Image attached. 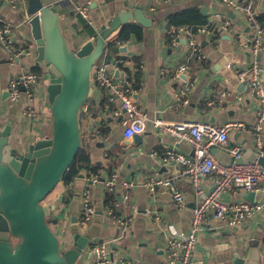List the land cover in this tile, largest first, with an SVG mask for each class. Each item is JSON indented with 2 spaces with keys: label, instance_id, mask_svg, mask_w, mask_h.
<instances>
[{
  "label": "crops",
  "instance_id": "obj_1",
  "mask_svg": "<svg viewBox=\"0 0 264 264\" xmlns=\"http://www.w3.org/2000/svg\"><path fill=\"white\" fill-rule=\"evenodd\" d=\"M43 1L58 8L64 33L74 48L92 40L100 27L122 10L141 7L151 21L149 26L136 22L123 25L107 40L108 48L115 43L116 49L107 48L101 57L108 64V74L117 80L123 75L112 61L121 58L127 62L125 72L132 94L138 108L147 116L143 131L136 135L140 139L134 137L129 142L124 141V126L121 124L124 115L115 119L111 112L113 108L120 109L119 101H111L109 90L99 88L92 76L95 91L85 103L87 112H81V138L93 170L82 172L69 182L59 183L48 195L46 204L53 205L51 221L62 244L72 241L74 232L88 238V245L76 264H95L93 251L103 244L108 246L116 264L126 260L168 264L169 241L177 231H190L196 196L190 178L182 168L162 159L167 149L188 154L191 147L161 132L154 121H197L220 125L235 119L253 123L258 117V99L247 85L239 83L236 71L250 66L253 61L243 42L249 43L254 30L242 14L218 0H90L88 24L95 31V35L90 36L78 26L76 12V5L89 0L74 3ZM254 7L264 26V0H255ZM26 10V0L17 10L11 7L10 0H0V16L14 25L16 49H23L28 44L34 48ZM225 22H230L228 30L221 28ZM185 25L196 32L195 42L202 49L203 57L196 56L184 35L175 39L167 34L171 28ZM33 56L24 58L22 64L33 71L40 70L41 66L36 65ZM260 59L264 64V52ZM183 65L189 67L194 81L187 104L178 99L182 78L175 77ZM19 72L20 64L10 63L0 44V124L12 122V144L15 146H20L21 139L27 144L48 137L51 120L49 103L42 91L45 84L42 77L39 86L42 101L37 102L42 120L39 125L22 121L21 106L12 103L7 93L10 79ZM39 74L42 76V71ZM227 90L238 93L240 99L232 98L227 106L213 104ZM229 142L241 147L244 155L248 151L257 152L253 135L249 132L234 133ZM213 152L224 164L232 161L229 152L222 147H214ZM92 175H99L100 182L91 191L94 215L83 225L80 221L81 195L87 178ZM113 175L116 176V185L109 190L103 182ZM169 176L177 180L184 195L182 207L176 205L167 188L160 187L151 192L145 186L153 177ZM123 181L134 184L125 188ZM212 185L209 177L203 179L206 191H210ZM222 199L231 203L249 201L241 191L226 193ZM254 201L263 206L262 210L255 218L233 228L211 216L198 234V249L193 259L203 262L229 246L255 244L264 264V196L257 194Z\"/></svg>",
  "mask_w": 264,
  "mask_h": 264
},
{
  "label": "built area",
  "instance_id": "obj_2",
  "mask_svg": "<svg viewBox=\"0 0 264 264\" xmlns=\"http://www.w3.org/2000/svg\"><path fill=\"white\" fill-rule=\"evenodd\" d=\"M76 0H57L62 3ZM172 1V0H168ZM222 4L234 9L242 14L248 25L254 30L252 39L243 42L244 47L250 50L253 61L250 66L238 69L236 75L239 83L247 85L253 95L258 99V117L248 124L245 121L229 119L220 125L211 123H201L197 121H182L168 123L162 120H155L154 125L161 132L173 136L177 142L184 141L191 147L188 154L181 153L175 149H167L162 156L166 163L179 165L183 172L190 178L193 185L196 204L192 209V219L190 231L185 233L177 231L169 241L168 264H194L193 256L198 249V234L205 228L207 220L212 216L216 220L223 221L228 227L233 228L248 220L255 218L262 210L263 206L257 202L241 201L226 202L222 196L229 192H254L256 195L264 196V166L255 162H245L239 164L237 159L241 158L244 151L239 146L230 144V136L238 132H249L253 135L257 153L264 155V64L260 57L264 52V26L258 18V13L254 7L255 0H218ZM25 0H10L13 9H19ZM92 1L76 5V12L87 22ZM230 22L221 25L223 30H228ZM171 37L179 38L184 35L189 43V47L198 57H203L202 49L195 42L196 32L189 26L171 28L168 32ZM14 25L0 16V44L8 57L10 63L20 64V72L10 79L7 93L12 103L21 106L22 121L31 125H39L41 114L37 108V102L42 101L40 83L42 76L33 71L28 65L22 64L24 58H31L34 51L30 48L16 49L14 47ZM34 57V56H33ZM113 65L122 73L121 80L112 78L108 74V64L101 60L95 64L92 76L95 78L99 88L107 89L110 92L111 101H119L120 109H112V116L117 119L124 115L121 124L124 126L123 138L129 142L137 134L143 131V124L147 116L138 108L137 102L132 94V87L127 80L125 67L126 60L116 58ZM176 78H182V84L178 99L182 104H187V96L194 85V81L189 74V67L183 65L179 69ZM94 83V82H93ZM94 85V84H93ZM232 98H239L235 91H223L213 104L228 105ZM82 111L87 112L85 104ZM43 118V116H42ZM40 120V121H39ZM222 147L226 149L232 157L228 164L220 162L214 155L213 148ZM209 177L213 183L210 191L203 187V179ZM100 182L99 175H92L86 180L85 189L82 192V210L80 221L87 224L94 215L92 204V188ZM105 188L111 190L116 185V176L104 180ZM131 181H123L125 188L133 186ZM146 188L155 192L157 188H167L173 201L179 207L184 205V195L180 190L177 180L172 177H153L146 181ZM95 264H116L108 246L105 244L96 247L93 251ZM122 264H146L140 261L126 260Z\"/></svg>",
  "mask_w": 264,
  "mask_h": 264
},
{
  "label": "water",
  "instance_id": "obj_3",
  "mask_svg": "<svg viewBox=\"0 0 264 264\" xmlns=\"http://www.w3.org/2000/svg\"><path fill=\"white\" fill-rule=\"evenodd\" d=\"M27 1V24L35 62L44 69L42 91L52 120L46 138L20 146L12 144V122L0 124V264H76L88 245L80 232L69 246L48 224L53 205L44 203L75 161L82 147L81 110L94 95L92 70L108 48L109 40L123 25H150L141 7L122 10L100 27L96 36L74 48L66 37L58 8L43 0ZM135 139H140L135 136ZM259 161L257 152L237 159L239 164ZM254 192H244L254 202ZM65 246V247H64ZM257 245L235 244L194 264H262Z\"/></svg>",
  "mask_w": 264,
  "mask_h": 264
},
{
  "label": "trees",
  "instance_id": "obj_4",
  "mask_svg": "<svg viewBox=\"0 0 264 264\" xmlns=\"http://www.w3.org/2000/svg\"><path fill=\"white\" fill-rule=\"evenodd\" d=\"M78 26H80L83 30V28L86 30V32L88 33V35L90 36H94L95 35V31L90 28V25L88 24V22L83 19L81 16L78 17V21H77ZM121 38V37H119ZM114 44V45H113ZM109 45L110 50L114 51L116 48V44L113 43ZM36 72H38V70L35 69ZM92 166H91V158L89 156V154L85 151V149H83V147L80 148L79 152L77 153V156L75 158V161L73 162V164L69 167V169L67 170L66 174L64 175V178L62 180V182H69L73 177L78 176L80 174H82V172H91ZM47 222L50 225L51 221V216H49L47 218Z\"/></svg>",
  "mask_w": 264,
  "mask_h": 264
},
{
  "label": "rangeland",
  "instance_id": "obj_5",
  "mask_svg": "<svg viewBox=\"0 0 264 264\" xmlns=\"http://www.w3.org/2000/svg\"><path fill=\"white\" fill-rule=\"evenodd\" d=\"M76 47H77V45H76ZM27 48H30V49L33 50V48L29 46V44H28ZM40 71L43 72L44 69L41 68L40 70H38V73H40ZM51 127H52V120H50V125H49V128H50V129H51ZM47 202H48V197H47V199H45L44 203H47ZM50 226L54 229V224H53L52 222H50ZM54 231H55V229H54Z\"/></svg>",
  "mask_w": 264,
  "mask_h": 264
}]
</instances>
